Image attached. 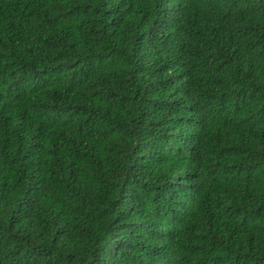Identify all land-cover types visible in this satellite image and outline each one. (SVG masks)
Masks as SVG:
<instances>
[{"label": "trees", "instance_id": "1", "mask_svg": "<svg viewBox=\"0 0 264 264\" xmlns=\"http://www.w3.org/2000/svg\"><path fill=\"white\" fill-rule=\"evenodd\" d=\"M0 264H264V0H0Z\"/></svg>", "mask_w": 264, "mask_h": 264}]
</instances>
